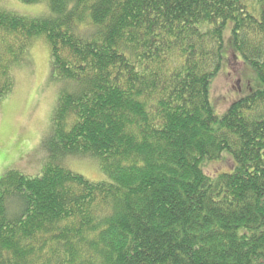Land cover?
<instances>
[{
  "label": "trees",
  "instance_id": "obj_1",
  "mask_svg": "<svg viewBox=\"0 0 264 264\" xmlns=\"http://www.w3.org/2000/svg\"><path fill=\"white\" fill-rule=\"evenodd\" d=\"M3 1L0 100L43 38L65 84L45 150L108 180L55 160L4 174L0 264H264V0H16L45 2L36 17ZM230 55L258 82L218 116Z\"/></svg>",
  "mask_w": 264,
  "mask_h": 264
},
{
  "label": "rangeland",
  "instance_id": "obj_2",
  "mask_svg": "<svg viewBox=\"0 0 264 264\" xmlns=\"http://www.w3.org/2000/svg\"><path fill=\"white\" fill-rule=\"evenodd\" d=\"M255 0H249L254 3ZM2 8L25 16L36 17L47 11V4H22L4 0ZM260 5L256 6L259 11ZM230 55L211 87V100L216 114L222 116L229 106L250 92L251 80L257 76L238 57ZM0 41V61L10 62ZM249 73L251 74L249 78ZM14 88L0 100V178L10 170L30 176H40L52 160L91 182H104L108 178L99 162L92 158L69 157L62 161L52 159L45 150V141L52 136V122L58 100L65 87L53 79L50 49L43 38L35 39L22 61L11 68ZM253 84V83H252ZM256 86V85H255ZM227 169V161L205 167L208 174Z\"/></svg>",
  "mask_w": 264,
  "mask_h": 264
}]
</instances>
